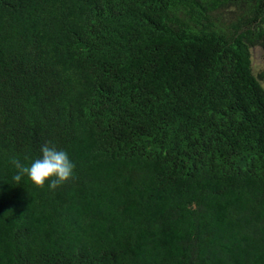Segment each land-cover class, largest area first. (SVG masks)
<instances>
[{
	"label": "trees",
	"instance_id": "trees-1",
	"mask_svg": "<svg viewBox=\"0 0 264 264\" xmlns=\"http://www.w3.org/2000/svg\"><path fill=\"white\" fill-rule=\"evenodd\" d=\"M255 49L264 0H0V264H264Z\"/></svg>",
	"mask_w": 264,
	"mask_h": 264
},
{
	"label": "clouds",
	"instance_id": "clouds-1",
	"mask_svg": "<svg viewBox=\"0 0 264 264\" xmlns=\"http://www.w3.org/2000/svg\"><path fill=\"white\" fill-rule=\"evenodd\" d=\"M17 171L12 177L13 182H20L25 176L38 187L48 186L55 190L58 186L74 177L75 165L67 151L55 146H44L41 155L27 166L13 161Z\"/></svg>",
	"mask_w": 264,
	"mask_h": 264
},
{
	"label": "rangeland",
	"instance_id": "rangeland-1",
	"mask_svg": "<svg viewBox=\"0 0 264 264\" xmlns=\"http://www.w3.org/2000/svg\"><path fill=\"white\" fill-rule=\"evenodd\" d=\"M253 65L256 71L264 68V51L260 49L253 50Z\"/></svg>",
	"mask_w": 264,
	"mask_h": 264
}]
</instances>
